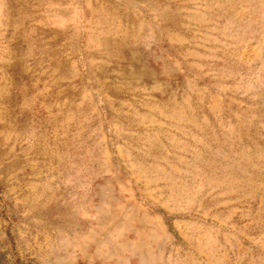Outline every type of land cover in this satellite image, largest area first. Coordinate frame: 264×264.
<instances>
[{
	"label": "rangeland",
	"instance_id": "374dc122",
	"mask_svg": "<svg viewBox=\"0 0 264 264\" xmlns=\"http://www.w3.org/2000/svg\"><path fill=\"white\" fill-rule=\"evenodd\" d=\"M0 264H264V0H0Z\"/></svg>",
	"mask_w": 264,
	"mask_h": 264
}]
</instances>
